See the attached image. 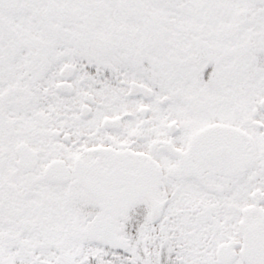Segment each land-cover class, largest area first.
Listing matches in <instances>:
<instances>
[{"label":"snow or ice","instance_id":"6c2138e0","mask_svg":"<svg viewBox=\"0 0 264 264\" xmlns=\"http://www.w3.org/2000/svg\"><path fill=\"white\" fill-rule=\"evenodd\" d=\"M0 264H264V0H0Z\"/></svg>","mask_w":264,"mask_h":264}]
</instances>
